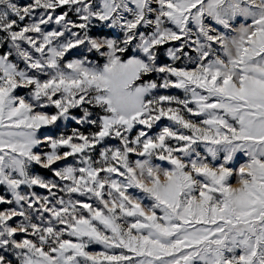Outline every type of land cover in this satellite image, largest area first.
I'll list each match as a JSON object with an SVG mask.
<instances>
[{
	"label": "snow or ice",
	"instance_id": "obj_1",
	"mask_svg": "<svg viewBox=\"0 0 264 264\" xmlns=\"http://www.w3.org/2000/svg\"><path fill=\"white\" fill-rule=\"evenodd\" d=\"M0 264H264V0H0Z\"/></svg>",
	"mask_w": 264,
	"mask_h": 264
}]
</instances>
